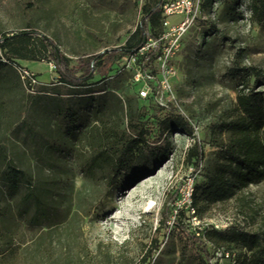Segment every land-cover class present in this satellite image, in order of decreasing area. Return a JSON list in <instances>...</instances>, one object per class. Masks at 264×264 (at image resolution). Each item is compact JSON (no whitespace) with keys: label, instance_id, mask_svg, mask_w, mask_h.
Listing matches in <instances>:
<instances>
[{"label":"rangeland","instance_id":"obj_1","mask_svg":"<svg viewBox=\"0 0 264 264\" xmlns=\"http://www.w3.org/2000/svg\"><path fill=\"white\" fill-rule=\"evenodd\" d=\"M157 1L0 0V37L38 31L77 66L83 54L124 46ZM203 2L175 55L172 80L204 152L198 170L188 157L195 139L174 131L167 133L170 156L152 172L114 177L106 161L120 153L131 123L154 134L165 116L153 99L139 96L141 84L125 56L106 78L96 74L89 88H70L48 58L23 59L15 47H0V264H206L203 245L210 259L217 248L235 253L238 264L252 259L251 251L216 231H264V178L235 185L224 197L207 196L198 186L219 171L235 182L228 123L241 115L240 92L264 96V22L252 16L250 0H239L235 10L224 0ZM28 45L25 54H40L37 39ZM250 67L259 76L250 75ZM100 151L106 161L94 165ZM9 164L25 173L16 190L5 179ZM81 188L98 191L86 212ZM32 190L44 199L37 218L34 202L26 201Z\"/></svg>","mask_w":264,"mask_h":264},{"label":"trees","instance_id":"obj_2","mask_svg":"<svg viewBox=\"0 0 264 264\" xmlns=\"http://www.w3.org/2000/svg\"><path fill=\"white\" fill-rule=\"evenodd\" d=\"M216 0H204V5H212ZM232 10L240 3L239 0H224ZM250 10L252 16L259 22H264V0H250ZM162 9L160 0L146 10L141 18L134 33L128 38L126 44L119 48H113L100 53H86L77 58L78 65L72 66L70 58L63 52L56 41L42 35L35 30H22L11 36L2 35L0 37V47L3 49H15L17 57L23 59L37 60L45 58L51 60L56 67V77L58 81L70 88H84L91 85V80L96 74L101 79L106 78L113 65L119 57L131 56L145 44L146 40L157 36L161 31ZM215 29V25H211ZM37 39L42 49L39 55L25 54L21 49L26 47L30 51V42ZM18 47V49H17ZM154 55L153 52H150ZM8 59H11L10 57ZM0 58V64H4ZM250 75L259 76V71L254 67L248 68ZM89 88V87H87ZM96 90L90 89L89 92ZM238 105L241 109L239 118L228 123L231 132L230 142V171H232V181L226 178L221 171L210 176L205 185L198 186L202 193L210 197H224L233 193L235 185H248L258 179L264 178V96L255 90L245 92L243 90L237 97ZM157 106V105H156ZM158 107V106H157ZM165 116L159 120L158 131L153 134L150 130L139 127L131 123L129 128L132 134L121 145L120 153L107 162L105 152L100 151L92 159L94 165L102 162L108 163L115 176L120 173H139L152 172L157 165L170 156L171 142L169 136L172 132H183L195 139V142L188 149V157L194 160L196 170L204 158V152L199 139L195 136V126L190 119L183 114L173 103L170 110H162ZM168 133V134H167ZM153 135V136H152ZM5 179L9 182L12 190H16L23 182L25 173L9 164ZM27 195V202H34L35 214L37 218L44 209V199L41 192L32 190ZM34 199L32 200V198ZM192 203L196 204V196H193ZM25 201V202H26ZM170 214L165 216L164 222L170 220ZM217 235L225 241L239 243L247 250L251 251L252 259L246 264H264V231L248 232L242 229L227 227L216 231ZM199 243L201 239L195 238ZM204 263L209 264L210 253L205 245L202 246ZM238 259L236 257V263Z\"/></svg>","mask_w":264,"mask_h":264},{"label":"built area","instance_id":"obj_3","mask_svg":"<svg viewBox=\"0 0 264 264\" xmlns=\"http://www.w3.org/2000/svg\"><path fill=\"white\" fill-rule=\"evenodd\" d=\"M160 6L161 31L157 36L147 39L138 52L125 57L128 67L132 65L134 68L135 82L141 84L138 91L141 98L153 99L162 110H170L172 103L180 110L172 84L177 74L175 55L183 48L186 36L196 25L201 13V0H160ZM171 17L176 19L171 21ZM52 66L55 67L53 62ZM23 75L36 82L28 70H24ZM225 259L236 263L235 253L217 248L209 264H222Z\"/></svg>","mask_w":264,"mask_h":264},{"label":"bare ground","instance_id":"obj_4","mask_svg":"<svg viewBox=\"0 0 264 264\" xmlns=\"http://www.w3.org/2000/svg\"><path fill=\"white\" fill-rule=\"evenodd\" d=\"M145 180V179H144ZM78 196L80 199L83 200L82 210L86 212V207L91 204L98 194V191L96 189H86V188H81L77 191ZM104 218H108L107 214L103 215Z\"/></svg>","mask_w":264,"mask_h":264},{"label":"water","instance_id":"obj_5","mask_svg":"<svg viewBox=\"0 0 264 264\" xmlns=\"http://www.w3.org/2000/svg\"><path fill=\"white\" fill-rule=\"evenodd\" d=\"M148 176H150V175H147L146 177H148ZM146 177H144V178H146Z\"/></svg>","mask_w":264,"mask_h":264}]
</instances>
